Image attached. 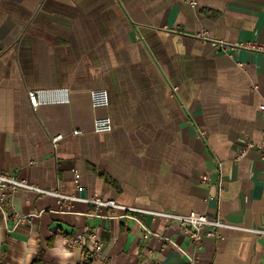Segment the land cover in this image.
<instances>
[{"label":"crops","instance_id":"obj_1","mask_svg":"<svg viewBox=\"0 0 264 264\" xmlns=\"http://www.w3.org/2000/svg\"><path fill=\"white\" fill-rule=\"evenodd\" d=\"M203 30L264 44V0H199L197 8L188 0H0V172L79 199L205 213L238 228L198 248L163 217L94 216L85 202L67 207L19 192L0 206V264H33L42 252L41 264H59L57 238L89 230L103 258L92 262L86 245L71 248L67 264H264V236L248 231L264 229V160L255 149L238 157L264 142V54L219 52L190 36ZM36 90L44 91L37 108ZM94 92H107V105L93 104ZM96 118H111L112 130L94 132ZM146 229L156 236L146 239ZM30 238L35 255L25 248Z\"/></svg>","mask_w":264,"mask_h":264},{"label":"built area","instance_id":"obj_2","mask_svg":"<svg viewBox=\"0 0 264 264\" xmlns=\"http://www.w3.org/2000/svg\"><path fill=\"white\" fill-rule=\"evenodd\" d=\"M189 5L193 8H197L199 6V0H188ZM192 38H195L203 43H210L213 48H215L219 52L231 53L236 51L237 49H244L247 51H255L264 54V44H260L257 42H237L236 44L228 43L224 40H216L210 36L209 31L203 30L199 32H195L190 35ZM44 94V91H31L29 94L31 105L35 108L41 104V97ZM93 104L96 106L99 105H107L108 102V94L107 92H94L93 93ZM260 110L264 113V104L261 105ZM113 128L112 120L96 118L94 123V132L97 133H109ZM74 135H81L80 132H73ZM65 139V136L60 134L53 137L52 142L54 147H58V145ZM257 150L260 157L264 160V142L262 143H250L246 146L242 147L240 153L238 155L239 159L246 156L250 151ZM74 185L76 190L82 189V177L78 171L74 172ZM203 182L209 183L210 177L208 175L203 176ZM19 192H30L36 193L39 196H52L57 197L59 203L67 207H72L74 202H85L94 207V211L92 215H98V213L102 209H116L121 211H130V212H144L147 214H151L156 217H163L169 221H172L178 225L183 234L187 235L191 241L198 248L202 246V243L205 239L210 238L214 239L219 235V231L222 229H238L237 227L226 223L221 218L210 219L205 213H195L191 212L188 214H178L174 212H149L145 210H139L134 207L124 206L119 204L114 199H105L103 197L97 196L88 199H79L75 195H65L57 190L50 191L46 190L42 187H38L37 185L31 183L29 180L18 179L12 173H4L0 172V206L6 207L7 203L10 201L11 197ZM14 217L18 219V222L25 220L24 217H21L19 214L14 213ZM254 234H258L264 236V229H256V230H248ZM145 238L148 239L150 237L156 236L154 232L146 229ZM68 243L65 247L70 250L71 248H83L86 245H89L92 248L91 253V261L98 262L103 258L104 248L103 242L100 235L95 230H89L84 232H77L74 236H71L67 239ZM172 241L167 237L163 238V248L171 247Z\"/></svg>","mask_w":264,"mask_h":264},{"label":"clouds","instance_id":"obj_3","mask_svg":"<svg viewBox=\"0 0 264 264\" xmlns=\"http://www.w3.org/2000/svg\"><path fill=\"white\" fill-rule=\"evenodd\" d=\"M68 243L67 239L64 237H59L55 241L54 247L51 249V254L59 261V264H67V261L72 257V252L69 251L65 245ZM38 247V241L34 238H30L25 245L32 255H35L36 249ZM31 256H29V260Z\"/></svg>","mask_w":264,"mask_h":264},{"label":"trees","instance_id":"obj_4","mask_svg":"<svg viewBox=\"0 0 264 264\" xmlns=\"http://www.w3.org/2000/svg\"><path fill=\"white\" fill-rule=\"evenodd\" d=\"M42 255H43V252L40 254V256L35 260V262L33 264H41L42 263Z\"/></svg>","mask_w":264,"mask_h":264}]
</instances>
